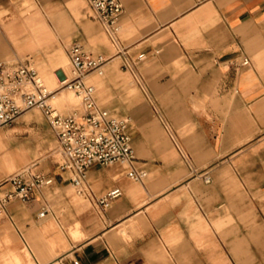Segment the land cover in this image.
Returning a JSON list of instances; mask_svg holds the SVG:
<instances>
[{
  "label": "crops",
  "instance_id": "1",
  "mask_svg": "<svg viewBox=\"0 0 264 264\" xmlns=\"http://www.w3.org/2000/svg\"><path fill=\"white\" fill-rule=\"evenodd\" d=\"M122 3L114 43L86 0H0V62L32 63L54 110L82 109L58 73L73 76L71 44L107 60L87 82L129 120L148 172L137 183L127 164L93 165L82 196L62 157L55 185L0 217V264H264V0ZM32 154L0 132V183L37 166Z\"/></svg>",
  "mask_w": 264,
  "mask_h": 264
},
{
  "label": "built area",
  "instance_id": "2",
  "mask_svg": "<svg viewBox=\"0 0 264 264\" xmlns=\"http://www.w3.org/2000/svg\"><path fill=\"white\" fill-rule=\"evenodd\" d=\"M95 18L109 38L118 42L119 19L124 12L122 0H86ZM73 68V77L65 75L62 88H69L82 97L83 113L61 116L50 105L46 94L38 85V73L30 63L9 64L0 62V129L13 124L25 112L39 108L48 119L57 136L63 157L60 168L71 173V179L78 194L90 195L87 172L93 165L111 166L127 164V176L137 183H144L148 172L138 166V158L132 146L128 119L113 116L98 106L95 88L87 83L91 74L102 75L106 64L102 56L89 53L82 44L75 42L68 48ZM250 61L245 59L243 65ZM124 67L136 79H140L135 65L126 62ZM32 86L33 90L27 87ZM171 134L170 126H165ZM53 178L36 170V165L27 167L0 183V214L13 202H29L35 192L52 186ZM119 188L110 191L99 201L103 207L119 198ZM45 212L41 213L44 216ZM78 264V263H75Z\"/></svg>",
  "mask_w": 264,
  "mask_h": 264
},
{
  "label": "rangeland",
  "instance_id": "3",
  "mask_svg": "<svg viewBox=\"0 0 264 264\" xmlns=\"http://www.w3.org/2000/svg\"><path fill=\"white\" fill-rule=\"evenodd\" d=\"M69 45H66V48H68ZM12 64H16V62L13 61ZM58 73H60V79L63 80L65 78L64 73H62V71H59ZM131 79L135 83L132 76ZM66 93H67V98L64 100L66 104L68 105L76 104L82 106L81 101L78 98H76L72 93L67 91ZM55 110L56 112H58V114L64 117L71 116L75 113H83L84 111V109H80L79 106L73 107L72 109L66 111H61L58 109ZM156 121L158 122V120ZM158 124L160 125L159 122ZM0 132H11V133L13 132L16 135H18L20 142L29 143L31 148L33 149V154L31 159L32 161L37 159L36 162L34 163L37 164L36 170L54 179L53 174L51 172L55 170L57 163H61V159H62L61 147L58 142L57 136L53 132L48 119L46 118L45 114L41 109L33 108L28 110L22 116H20L13 124L0 129ZM38 144H41L43 146V150H44L43 152L45 153V155L49 156L44 160L46 167L42 165L43 162L41 160L43 159V157H40V153L36 150V146ZM55 183L56 181L54 179L52 185H55ZM2 215L3 214L1 213L0 217H5Z\"/></svg>",
  "mask_w": 264,
  "mask_h": 264
},
{
  "label": "bare ground",
  "instance_id": "4",
  "mask_svg": "<svg viewBox=\"0 0 264 264\" xmlns=\"http://www.w3.org/2000/svg\"><path fill=\"white\" fill-rule=\"evenodd\" d=\"M69 57V56H68ZM69 62H70V59H69ZM6 63H9V64H12V63H10V62H6ZM70 66H71V70H72V75H73V68H72V64H71V62H70ZM35 69V68H34ZM36 70V69H35ZM37 71V70H36ZM37 73H38V77H37V83H38V85L39 86H41L43 89H44V91H45V93L46 94H51L50 92H49V90H48V88H47V86H46V84H45V82H44V80H43V78L40 76V74H39V72L37 71ZM73 77V76H72ZM89 77V76H88ZM87 77V78H88ZM86 81H87V79H86ZM88 83V82H87ZM92 86V85H91ZM27 89L28 90H33V87L32 86H28L27 87ZM63 90H65V91H67V92H70V93H72L76 98H78L80 101H81V104H82V109H84V103H83V99H82V97L81 96H79L78 94H76L73 90H71V89H69V88H62ZM51 96H52V94L49 96V98L47 99V104L48 105H50L49 104V101H50V98H51ZM33 166V165H32ZM29 167V166H28ZM27 168V167H26ZM25 169V168H24ZM23 170V169H22ZM20 172V171H19ZM18 173V172H17ZM13 176V175H12ZM71 188H72V186H71ZM3 215L2 216H6V212H3L2 213Z\"/></svg>",
  "mask_w": 264,
  "mask_h": 264
}]
</instances>
